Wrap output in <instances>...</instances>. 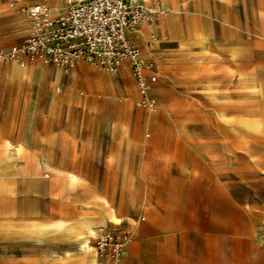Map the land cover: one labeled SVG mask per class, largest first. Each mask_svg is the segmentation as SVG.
I'll use <instances>...</instances> for the list:
<instances>
[{
	"label": "rangeland",
	"instance_id": "374dc122",
	"mask_svg": "<svg viewBox=\"0 0 264 264\" xmlns=\"http://www.w3.org/2000/svg\"><path fill=\"white\" fill-rule=\"evenodd\" d=\"M159 1L179 24L171 37L159 27L158 41L136 40L156 66L152 110L135 105L128 76L91 61L67 70L0 63V138L22 140L30 151L25 160L0 149V264L76 258L82 237L96 264H264V0ZM27 30L23 13L0 0V49ZM13 63L22 72L46 68L35 82L60 70L48 93L66 99L51 107L36 85L19 90ZM97 82L104 92L112 82L115 95L88 109L84 98ZM47 157L55 169L78 171L80 181L60 187L50 170L39 172ZM102 231L123 240L118 255L96 246Z\"/></svg>",
	"mask_w": 264,
	"mask_h": 264
},
{
	"label": "built area",
	"instance_id": "2783aa9c",
	"mask_svg": "<svg viewBox=\"0 0 264 264\" xmlns=\"http://www.w3.org/2000/svg\"><path fill=\"white\" fill-rule=\"evenodd\" d=\"M57 1L61 7L54 12ZM10 6L23 13L28 30L21 41L0 49V63L40 61L67 70L85 60L114 76L129 69L138 93L135 105L148 110L156 107L151 94L158 77L155 62L131 35L143 22L163 14L159 0H36L30 4L10 0ZM98 237V248L108 246L112 255L121 252L123 240L114 239L109 231L99 232Z\"/></svg>",
	"mask_w": 264,
	"mask_h": 264
},
{
	"label": "bare ground",
	"instance_id": "6f19581e",
	"mask_svg": "<svg viewBox=\"0 0 264 264\" xmlns=\"http://www.w3.org/2000/svg\"><path fill=\"white\" fill-rule=\"evenodd\" d=\"M60 7H61V2L60 1L55 2L53 11L54 12L58 11ZM168 13H169L168 11L164 10L163 14L159 16L160 24L156 25L155 23H151L152 26L149 28L147 27L145 29H142V28L139 29L141 27L140 26L138 28L139 30L136 33L137 39L145 41L147 35H150L151 37L155 38L156 41H158L159 40L157 37L158 31L156 30V27H160L161 34L163 37H166V36L171 37L169 33H171L174 30V28L179 24L178 23L179 21L177 19L178 17H176L175 14L171 15ZM144 23L146 22H143L141 25H143ZM194 32L197 35H202L196 29H194ZM36 62H40V61H36ZM9 69H10V74L12 76H18L17 74H20V80H19V85H18L19 90L24 87H28L31 90L34 88V85H36L37 86V97L44 103L49 100V104L51 107L53 104L60 103L66 99L67 97L66 95L61 96L53 92H51V94L48 93V90H52V85L58 82L60 79H62V72L60 70H54L51 73L50 81L47 83L45 80L44 81L38 80L37 82H35L34 80L35 77L43 78L42 75L47 71V69L41 65L29 66L27 69L28 70L27 72H22V64L13 63V65ZM128 84L129 82L124 81L123 86H128ZM107 85L109 88L107 89V92L106 91L104 92L103 87L98 82L95 83V85L93 84V86L90 87L91 94L87 98H84L86 101V105L88 106V109L94 104L95 101H100L101 103H105L111 96L115 95V88L112 82H108ZM56 89L57 91L60 90L57 87ZM209 94L212 95L210 91H209ZM43 109L44 107L39 108V110H37V115L39 116V118H43V116L46 117L47 115L46 113L43 112ZM251 120L254 122H259L257 118H251ZM37 139H40V138L38 137ZM0 149L2 150L4 156H9L12 153H14L17 159H25V160H27V157L30 152L26 142L22 140L13 141L10 137L0 138ZM49 161H50L49 157H47L46 159L44 158L40 159L38 163L39 172L43 173V169L50 170L52 178L56 179L60 187H62L63 185H67V186L74 185L78 183V181H80L81 175L78 171L55 169L50 166ZM105 206H107V211L109 213L108 218H110V220H113L116 223L120 222V219L117 217L112 207L108 206V204H105ZM61 222L62 221H60V223ZM88 230L90 234L94 233L92 228L88 227ZM89 243H90V240L88 237H82L79 242L80 247L82 248L83 253H84L82 256H79L76 258H70L68 253H66L65 256L58 255L57 258L54 259L53 264H75V261L79 259H82V261H85L86 264H96V260H95L96 252L91 251L92 247L89 245Z\"/></svg>",
	"mask_w": 264,
	"mask_h": 264
},
{
	"label": "crops",
	"instance_id": "0c3cea01",
	"mask_svg": "<svg viewBox=\"0 0 264 264\" xmlns=\"http://www.w3.org/2000/svg\"><path fill=\"white\" fill-rule=\"evenodd\" d=\"M148 1V0H147ZM57 2H59V1H57ZM148 2H150V1H148ZM164 6V5H163ZM164 10L165 11H167V9H166V7L164 6ZM158 19H159V17H158ZM160 20V19H159ZM17 21L21 24V26L23 25L22 23H23V21L22 20H20V19H17ZM146 23H148V22H146ZM150 23H155V21H153V22H150ZM156 25H157V23H155ZM141 26V25H140ZM139 26V27H140ZM138 27V28H139ZM158 29H159V27H156V30L158 31ZM138 30V29H137ZM136 33H137V31L135 32V33H133L132 35H131V40L135 43V44H137L136 42V40H137V36H136ZM148 36H150V35H147V37ZM145 54V53H144ZM149 58V57H148ZM151 59V58H150ZM1 70V69H0ZM116 77L117 76H119L120 78H123V79H125L126 77L125 76H128L131 80H132V82L134 83V78H133V76H132V74H131V72H130V70L129 69H121L120 71H119V73L117 74V75H115ZM125 82H126V80H125ZM124 83V82H123ZM123 86V85H122Z\"/></svg>",
	"mask_w": 264,
	"mask_h": 264
}]
</instances>
